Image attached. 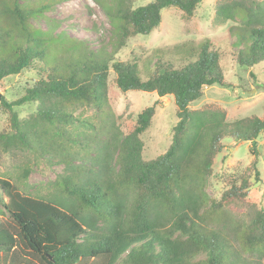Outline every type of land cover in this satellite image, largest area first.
<instances>
[{
    "label": "trees",
    "instance_id": "16d2710c",
    "mask_svg": "<svg viewBox=\"0 0 264 264\" xmlns=\"http://www.w3.org/2000/svg\"><path fill=\"white\" fill-rule=\"evenodd\" d=\"M59 1L0 0V82L25 73L31 82L12 102L0 95L9 124L0 152L61 166L43 194L21 190L31 172L27 161L14 178L0 176V264H261L264 209L249 219L237 210L250 176L225 179L219 198L206 188L225 139L250 143L247 170L259 181L256 141L264 118L227 122L220 108H189L205 87H228L219 51L209 39L178 44L172 49L183 65L176 68L155 50L145 78L136 60L117 58L126 40L159 27L164 9L190 19L204 0H151L136 8L130 0H92L113 37L96 50L54 34L49 20L47 30L31 24ZM214 18L238 23L228 32L239 66L264 64V0H220ZM110 73L121 93L172 97L177 122L160 156L142 155L155 105L124 133L109 104ZM24 106L33 110L21 117ZM88 109L99 123L84 117Z\"/></svg>",
    "mask_w": 264,
    "mask_h": 264
},
{
    "label": "rangeland",
    "instance_id": "374dc122",
    "mask_svg": "<svg viewBox=\"0 0 264 264\" xmlns=\"http://www.w3.org/2000/svg\"><path fill=\"white\" fill-rule=\"evenodd\" d=\"M110 3V0H102ZM131 6L136 8L149 3L151 0H130ZM220 0H204L195 9L190 19H185L176 8L164 9L162 20L158 28L149 36H136L125 41V45L117 53L119 60H136L142 77H147L151 67L149 63L157 60L155 50L163 54V60L174 67H181L183 62L173 51V47L193 42L198 44L209 39L213 47L219 51L220 66L228 87H205L200 100L192 103L190 109L216 107L226 114V121L256 116L264 118V64L251 68L239 66L234 60L231 43L234 38L229 35L228 28L236 26L237 22H219L214 18L215 5ZM35 2V0H34ZM55 24L54 34L64 33L67 38H75L84 42L92 50L98 49L100 44L110 42L111 26L103 10L92 0H60L44 13V18L32 19L31 24L41 30H47L46 23ZM110 50V47H107ZM158 51V52H159ZM27 73L11 76L0 82V95L8 102L18 99L23 88L30 85ZM108 98L113 112L120 116L118 123L123 132H127L135 122L137 114L143 109L155 105V112L149 129L142 135L144 160L154 159L163 154L171 143L173 128L177 122L175 105L172 97H158L154 92L121 93L115 86L114 76L108 78ZM33 110L32 106L20 108L21 117H26ZM84 117L99 123L97 112L88 109ZM9 127L7 116L0 109V132ZM257 149L260 154L258 162L259 181L247 170L253 156L249 154V142H235L231 139L223 141L224 148L213 162V173L207 182V193L212 198H219L225 190L224 180L238 179L250 176L253 182L248 191L245 202L237 208L239 213L250 218L255 210L264 209V132L257 139ZM31 172L26 181L21 184V190L29 194L45 193L52 181L60 173L61 166L47 165L39 160L35 163L31 154H2L0 152V176L14 178L20 167L26 163ZM4 215L0 206V217ZM252 260L257 256L252 255ZM264 264V257L259 259Z\"/></svg>",
    "mask_w": 264,
    "mask_h": 264
}]
</instances>
